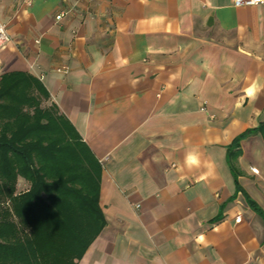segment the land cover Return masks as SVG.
<instances>
[{
	"label": "crops",
	"instance_id": "1",
	"mask_svg": "<svg viewBox=\"0 0 264 264\" xmlns=\"http://www.w3.org/2000/svg\"><path fill=\"white\" fill-rule=\"evenodd\" d=\"M0 22V80L38 78L102 167L77 264H264V3L0 0Z\"/></svg>",
	"mask_w": 264,
	"mask_h": 264
},
{
	"label": "trees",
	"instance_id": "2",
	"mask_svg": "<svg viewBox=\"0 0 264 264\" xmlns=\"http://www.w3.org/2000/svg\"><path fill=\"white\" fill-rule=\"evenodd\" d=\"M49 101L38 78L1 77L0 264H77L106 224L101 164Z\"/></svg>",
	"mask_w": 264,
	"mask_h": 264
},
{
	"label": "built area",
	"instance_id": "3",
	"mask_svg": "<svg viewBox=\"0 0 264 264\" xmlns=\"http://www.w3.org/2000/svg\"><path fill=\"white\" fill-rule=\"evenodd\" d=\"M264 3V0H234L235 7H251ZM72 10H63L57 17L56 20L60 21L67 15L71 14ZM11 36L8 31L7 25L0 22V46H4L11 42ZM205 110V109H203Z\"/></svg>",
	"mask_w": 264,
	"mask_h": 264
},
{
	"label": "rangeland",
	"instance_id": "4",
	"mask_svg": "<svg viewBox=\"0 0 264 264\" xmlns=\"http://www.w3.org/2000/svg\"><path fill=\"white\" fill-rule=\"evenodd\" d=\"M46 105H47V103H46ZM45 106V105H44ZM27 188V187H26ZM26 188H24V189H26ZM21 189H23V187H22V183L19 185V191H21Z\"/></svg>",
	"mask_w": 264,
	"mask_h": 264
}]
</instances>
